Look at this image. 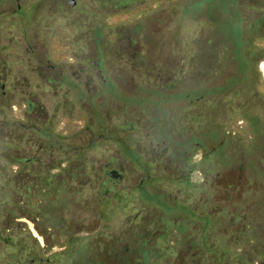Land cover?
<instances>
[{"label":"rangeland","instance_id":"rangeland-1","mask_svg":"<svg viewBox=\"0 0 264 264\" xmlns=\"http://www.w3.org/2000/svg\"><path fill=\"white\" fill-rule=\"evenodd\" d=\"M233 4L0 0V64L22 68L50 114L46 80L63 70L58 90L67 88L69 103L59 105L51 124L56 161L81 154L89 170L67 190L58 181L56 194L33 204L50 214L45 250L30 234L39 235L36 215L26 207L23 216L15 213L29 222L24 264L35 255L50 261L34 264H90L99 233L115 234L125 259L145 244L172 249L187 242L206 249L211 264H264V0ZM176 144L192 155L185 163L194 186L185 171L172 175L157 157L159 148ZM114 155L124 177L116 194L104 195L110 182L101 167ZM96 179L108 182L97 189ZM149 210L162 215L150 224L155 237L141 225ZM7 219L1 212L0 264H11L15 253L4 245ZM136 260L147 264L148 254Z\"/></svg>","mask_w":264,"mask_h":264},{"label":"flooded vegetation","instance_id":"flooded-vegetation-1","mask_svg":"<svg viewBox=\"0 0 264 264\" xmlns=\"http://www.w3.org/2000/svg\"><path fill=\"white\" fill-rule=\"evenodd\" d=\"M19 7L20 4L17 3V9ZM103 8L104 5L102 4L98 7V10ZM6 57L8 58L9 55H6ZM39 69V66H33V71ZM83 69L82 67L81 70ZM62 75L63 70L59 68L54 75L56 76L55 79L49 77L46 80L54 98L51 103L54 112L50 114L46 103L40 99V96L29 90L30 83L26 81L23 69L17 68V71L14 72L7 59H4L0 64V115H2L0 117V213L5 211L8 217L7 221L4 222V230L9 233L4 235V245L9 246L15 252L10 254L11 264H24V250L27 246L22 231L26 223H29L20 216L16 217L15 213L20 212V215L23 216L24 208L30 209L28 206L30 203L41 202V196L52 197V194H56L58 181L67 190L68 187L70 188L74 177H84L85 173L89 172L85 165L86 157L81 154H76L74 157L69 156L67 163L56 161L54 153L56 138L51 124L54 123L59 105L65 107L69 103L67 88L63 91L58 90L63 82ZM38 77L45 80L40 73H38ZM12 116H15V118ZM101 137L100 134L99 138ZM26 148L32 149L29 156L25 155ZM157 153V157L164 162V167L169 173L175 175L178 172L185 171L184 179H187L188 183L194 186L191 175L193 168L191 169V165L185 163L186 159L192 158L191 153L184 154V150L177 144L171 147L159 148ZM101 172L110 182L102 193L104 195L116 194L118 188L121 189L119 183L124 177V165L119 157L114 155L112 160L104 163ZM146 178L147 176L140 178L136 186L141 187ZM86 181L92 183L90 176L86 178ZM97 182L96 188L100 189L108 181L100 179ZM164 194L169 198L176 197V194H173L172 191H167ZM33 209L31 213L36 216L32 218V222L36 231L42 236L44 243L39 242V235L30 234L34 244L37 246L39 244L40 247H38L45 250V237L53 235L52 228L49 225L50 214L43 217L40 212H36V207H33ZM145 214V217L141 219L146 221L142 222L141 225L147 230L146 232H149L150 224H153V222L157 224L162 215L150 210L146 211ZM62 218L65 217L62 216ZM69 232L70 230L67 228L64 229L65 235H68ZM156 235L157 232H151L152 237ZM195 236L197 234L194 235V239ZM93 241L95 243L91 254L93 258L89 260L90 264H137L136 257L142 256L143 252L148 254L147 264H160L162 259H164L163 264H211V261L204 259L207 250L203 249L198 243L189 244L186 242L185 247L172 249L168 248V245L164 247L159 244H145L143 250H132L131 257L122 260L119 239L115 234L105 238L104 234L99 233ZM210 251L209 255L215 256L216 252L214 250ZM36 261L48 263L50 260L48 257L43 258L40 255L29 258L30 264H34Z\"/></svg>","mask_w":264,"mask_h":264},{"label":"trees","instance_id":"trees-1","mask_svg":"<svg viewBox=\"0 0 264 264\" xmlns=\"http://www.w3.org/2000/svg\"><path fill=\"white\" fill-rule=\"evenodd\" d=\"M233 3H234V0H226V4L229 7H232V5H234ZM234 13H235V11H234ZM263 26H264V23H263ZM28 206L30 207V212H33V210H34L33 207H36V206H33V204H31V203ZM36 209H37V207H36ZM121 259L124 260L125 258L123 256H121Z\"/></svg>","mask_w":264,"mask_h":264},{"label":"water","instance_id":"water-1","mask_svg":"<svg viewBox=\"0 0 264 264\" xmlns=\"http://www.w3.org/2000/svg\"><path fill=\"white\" fill-rule=\"evenodd\" d=\"M69 5H74L76 0H66Z\"/></svg>","mask_w":264,"mask_h":264},{"label":"crops","instance_id":"crops-1","mask_svg":"<svg viewBox=\"0 0 264 264\" xmlns=\"http://www.w3.org/2000/svg\"><path fill=\"white\" fill-rule=\"evenodd\" d=\"M219 157H221L222 156V153H220V152H218V154H217Z\"/></svg>","mask_w":264,"mask_h":264}]
</instances>
